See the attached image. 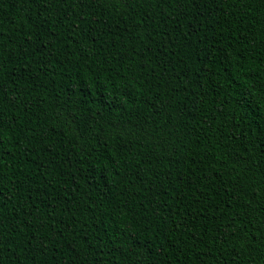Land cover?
I'll list each match as a JSON object with an SVG mask.
<instances>
[{
  "label": "trees",
  "instance_id": "trees-1",
  "mask_svg": "<svg viewBox=\"0 0 264 264\" xmlns=\"http://www.w3.org/2000/svg\"><path fill=\"white\" fill-rule=\"evenodd\" d=\"M0 138V264H264V0H0Z\"/></svg>",
  "mask_w": 264,
  "mask_h": 264
},
{
  "label": "snow or ice",
  "instance_id": "snow-or-ice-1",
  "mask_svg": "<svg viewBox=\"0 0 264 264\" xmlns=\"http://www.w3.org/2000/svg\"><path fill=\"white\" fill-rule=\"evenodd\" d=\"M181 3L187 2V3H191V0H180ZM0 143H2V138H0ZM0 155H2V153H0ZM251 205L249 204V207ZM243 211V210H242Z\"/></svg>",
  "mask_w": 264,
  "mask_h": 264
}]
</instances>
